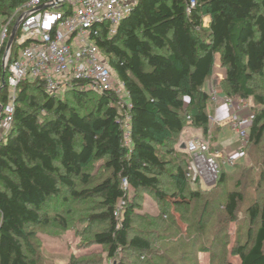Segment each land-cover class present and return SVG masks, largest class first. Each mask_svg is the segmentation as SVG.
<instances>
[{"label": "trees", "instance_id": "1", "mask_svg": "<svg viewBox=\"0 0 264 264\" xmlns=\"http://www.w3.org/2000/svg\"><path fill=\"white\" fill-rule=\"evenodd\" d=\"M29 1L0 0V26ZM98 45L125 82L132 108L113 94L72 92L62 99L49 95L43 82L19 85L12 129L0 142V264H37L27 255L33 236L28 230L48 222V204L61 186L78 200L100 199L91 222L103 230L94 241L107 246L111 258L134 251L141 264H161L155 252L175 239L179 250L198 247L218 207L227 222L238 219L245 201L241 180L225 202L221 195L208 199L198 180L187 179L191 159L176 138L186 130L209 134L211 96L204 86L217 55L226 72L221 94L253 98L264 107L255 85L264 78V0H141L117 34L103 35ZM1 58L0 51V87L8 77ZM8 104L6 86L0 105ZM126 113L130 147L124 140ZM252 113L245 152L264 141V109ZM171 143L172 150L164 151ZM93 160L104 161L107 177L84 172ZM259 163L260 184L264 149ZM75 180L82 189H76ZM225 182L221 171L217 185ZM146 196L160 204L157 213L138 212ZM168 205L178 210L171 215ZM247 215L249 244L237 247L239 264H264V202H254ZM180 262L190 261L183 255Z\"/></svg>", "mask_w": 264, "mask_h": 264}, {"label": "built area", "instance_id": "2", "mask_svg": "<svg viewBox=\"0 0 264 264\" xmlns=\"http://www.w3.org/2000/svg\"><path fill=\"white\" fill-rule=\"evenodd\" d=\"M140 1L30 0L0 26L1 60L2 65L8 64L9 93V104L3 107L1 114L0 142L12 129L17 90L23 82H43L49 95L62 99L72 92L99 96L113 94L123 107L132 108L125 82L112 69L98 42L105 34L115 36L120 24L135 11ZM43 5H49V8L32 14ZM195 5L192 1L191 6ZM22 15L25 16L13 45L7 49L14 25ZM209 94L210 105L225 104L237 112L229 96L220 94L217 89ZM235 113L230 124L239 141L228 159L225 151L216 149L210 141L212 132H209L208 140L194 138L184 143L191 159L187 179L198 180L204 186L217 184L221 163L227 164L244 156L254 114L238 117ZM130 121L131 117L126 113L124 140L128 147L131 146ZM122 188L128 189L126 179ZM123 206L121 202L115 212L117 217Z\"/></svg>", "mask_w": 264, "mask_h": 264}, {"label": "rangeland", "instance_id": "3", "mask_svg": "<svg viewBox=\"0 0 264 264\" xmlns=\"http://www.w3.org/2000/svg\"><path fill=\"white\" fill-rule=\"evenodd\" d=\"M204 22L207 25L209 18L206 17ZM216 58L218 60V57ZM217 60H215L209 82L212 87L214 79L218 81L217 88L213 89H217L221 94L224 91L223 84L222 80H217L216 71L222 67L221 62ZM255 85L257 86V93L264 96V78H257ZM205 90L209 92L208 86H206ZM231 96L234 106L238 109L235 113L238 117H245L252 114V112H256L259 115L260 111L264 109L253 98L244 99L240 96ZM209 108L210 105L208 106V111ZM209 114L211 115L210 111ZM220 125L218 130L229 131L227 137L233 136V134L235 136L222 145H218L216 137H211V140H209L214 144L215 148L218 147L219 150L225 151V158L228 159L235 149H228L227 146L230 143L239 141V136L232 128L230 119L228 123L222 124L221 122ZM191 138L208 140L207 136H204L202 131L198 130H186L176 139L178 142L187 143ZM173 146L171 143L169 144V149L163 150H172L170 148ZM263 149L264 141L259 149H252V146L246 152L245 149L242 158L230 160L227 164L221 163V169L226 173V182L224 184L201 185L208 199L211 200L221 195L225 202L227 194L235 189V184L238 180H241V188L239 190L244 194L245 201L241 204L237 221L233 223L227 222L222 208L218 207L207 224L206 232L201 237L198 247L194 244L191 247L179 250V242L176 239L172 240L163 246L166 247V250L155 252L157 255L159 254L156 260L158 263L180 264V257L184 255L190 261L185 264H239V257L236 255L237 247L249 244L246 242L247 228L249 226L246 221L248 219L247 209L256 201L259 203L264 202V183L259 184V174L261 172L259 161ZM164 158L174 159V157L170 156H165ZM103 163V160H93L84 169V172L95 176L97 179L105 178L108 174L103 167ZM75 182L77 190L83 188L78 180H75ZM99 201L100 199L98 198L78 200L71 195L70 191L61 186V194L48 204V222L33 226L28 230L33 234L30 238V249L32 252L27 250L28 257L37 264H141L139 254L134 251L122 250L116 258H111L109 257L108 247L97 244L94 241L95 234L103 230V226L100 223L91 222V217L99 212ZM168 207L171 215L178 210L172 205H168ZM160 208V204L153 197L146 196L138 212L141 214H154ZM190 242L191 238L187 236L184 243L188 245ZM147 258L150 260L152 256L149 255Z\"/></svg>", "mask_w": 264, "mask_h": 264}, {"label": "crops", "instance_id": "4", "mask_svg": "<svg viewBox=\"0 0 264 264\" xmlns=\"http://www.w3.org/2000/svg\"><path fill=\"white\" fill-rule=\"evenodd\" d=\"M216 57H218V60H217V58H216V60L220 61V56L217 55ZM224 75H225V71L223 68H220L216 71V77H218L217 80H223L225 78V77H223ZM218 84H219L218 81H216L214 79L213 86L211 87V83L208 80L204 86V91H206L205 88H206V86H208L209 92H207V91L206 92L211 93L213 88H215V87L217 88ZM209 111L211 113V115H210L211 124H210L209 132H212V134H213L212 137H216L218 139V142H217V143H219L218 145H222L225 142H227L229 139H232L235 135L233 134V136L230 135L229 137H227V134L229 133V131H224L223 129L220 131V130H218V126H221L220 125L221 122H222V124L223 123L226 124V122L228 123L229 119L232 117V115L235 113V111L232 110L230 107L226 106L225 104H219V105H214V106L210 105ZM212 113H213V115H212ZM191 139H194V138H191ZM191 139H189V140H191ZM183 145L184 144H182V146ZM213 146H214V144H213ZM237 146H238V141L228 144L227 148L233 150V149H236ZM217 148L218 147H216V149Z\"/></svg>", "mask_w": 264, "mask_h": 264}, {"label": "water", "instance_id": "5", "mask_svg": "<svg viewBox=\"0 0 264 264\" xmlns=\"http://www.w3.org/2000/svg\"><path fill=\"white\" fill-rule=\"evenodd\" d=\"M47 8H49V5H43V6H41V7H39L36 11H34L32 14H35V13H37V12H39V11H42V10H45V9H47ZM24 16L25 15H22L21 17H19V19L17 20V22H16V24L14 25V28H13V30H12V34H11V37H10V41H9V43H8V47H7V49H10L11 48V46L13 45V42H14V40H15V38H16V35H17V33H18V30H19V28H20V26H21V23H22V19L24 18ZM3 69H4V72H6L7 71V69H8V64L7 65H3ZM7 85H6V82L5 81H3V83H2V85H1V87H0V91L2 90V89H4L5 87H6ZM2 110H3V107L0 105V120H1V114H2ZM181 149H185V145H183V146H181Z\"/></svg>", "mask_w": 264, "mask_h": 264}]
</instances>
